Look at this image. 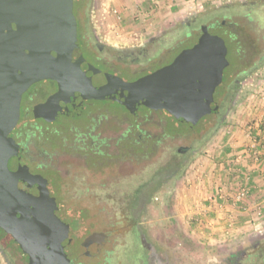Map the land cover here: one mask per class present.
<instances>
[{"label": "rangeland", "instance_id": "1", "mask_svg": "<svg viewBox=\"0 0 264 264\" xmlns=\"http://www.w3.org/2000/svg\"><path fill=\"white\" fill-rule=\"evenodd\" d=\"M253 2L256 8L252 6ZM88 4L86 12L78 16V30L84 31V35L92 40L95 47L98 44L102 46L101 56L121 70L128 68L136 71L148 67L156 70L161 66L160 62L167 64L181 50L195 43L197 37L192 36L191 32L199 31L198 23L190 26L188 23L207 12H218L225 6L236 5L231 13L233 18L229 19L242 26V16L249 13L252 21L251 27L245 29V35L239 39V44L238 40L227 43V59L231 67L226 68L225 74L230 76L235 69L233 80L245 79V82H242L238 91L231 89L229 92L228 102L221 108L222 124L215 129L214 118L203 120L190 139L166 141L171 146L175 143L194 147L196 152L180 167L173 179L154 193V202L138 210V216L134 213L136 208L120 205L119 202L125 198L123 191L104 190L111 188L113 183L116 186L121 184L114 181L118 173L116 168H107V161L104 165H98L95 169L98 173L90 176L97 186L87 189L81 177H88L89 171L81 169L80 163L75 166V177H79V180L73 181L72 188L69 184L67 191H61L66 199L64 207L69 209L68 216L77 222L73 224L75 230L72 237L80 243L90 232L103 235V238L97 239V244L102 245L100 250L91 251L92 257L82 264H139L143 260V246L137 235V225L145 230L146 234L142 235L151 244L148 247L164 253L163 257L168 258L170 264H234V258L241 256L242 252H252L253 257L249 263L259 264L253 248L264 242V219L255 218L257 210L253 206L256 205L241 208L232 199L216 204L210 202L209 198L221 189L233 192L231 186L236 182L227 174L233 172L238 175L241 171L226 170L232 156H237L240 150L227 152L224 138L227 135L241 138L242 133L237 129L236 132L235 127L251 116L247 107L251 109L253 105V88L259 83L264 85V0H184L182 3L174 0H88ZM221 14H214L208 21L214 22L221 18ZM188 35L190 37L186 41ZM151 40L156 42L155 46L150 45L147 49V59L150 58V61L143 56L137 57L136 62L121 60L122 55L116 52L139 48ZM239 46L241 59L237 61ZM118 76L127 81L134 78L124 72ZM110 107L114 111L123 110L118 104H111ZM29 120L28 116L27 123L31 126ZM250 120L244 128V137L252 135ZM64 125L56 124L53 129L61 130ZM76 141V133H70L68 151L81 144ZM250 148L251 144L246 149ZM219 150L223 152V157L215 160L213 156L209 160L211 154ZM225 152L227 156L230 153V156L223 155ZM245 171L251 178L253 168H246ZM103 184L106 186L102 187ZM229 185L230 189L226 190ZM116 189L121 190L118 187ZM0 236L5 237L1 230ZM1 244L0 264H24L13 254L10 246L8 249Z\"/></svg>", "mask_w": 264, "mask_h": 264}, {"label": "water", "instance_id": "2", "mask_svg": "<svg viewBox=\"0 0 264 264\" xmlns=\"http://www.w3.org/2000/svg\"><path fill=\"white\" fill-rule=\"evenodd\" d=\"M233 25L229 18L203 25L172 63L129 82L86 59L74 0H0V228L28 264H82L92 256H68L69 209L58 206L45 177L21 163L24 146L13 130L24 93L43 80L57 83V91L33 109L37 125L78 117L87 100H110L134 115L165 109L193 127L219 112L214 94L229 65L223 36Z\"/></svg>", "mask_w": 264, "mask_h": 264}, {"label": "flooded vegetation", "instance_id": "3", "mask_svg": "<svg viewBox=\"0 0 264 264\" xmlns=\"http://www.w3.org/2000/svg\"><path fill=\"white\" fill-rule=\"evenodd\" d=\"M255 5V2H253L252 6L254 8L257 6ZM235 7L237 6H225L222 8L218 11L222 13L221 18H217L214 22L208 21V18L218 12H207L203 16L193 18L188 23V26L192 23L194 25L198 23L197 30L200 31L203 25L218 24L225 18H231V13ZM242 17L244 25L238 26L234 22V25L226 30L223 36L226 45L229 41L234 43L236 40H238L239 44V39L245 35V29L251 27L252 19L249 18V13ZM84 34V31L78 30L79 43L86 59L105 72L115 75L124 72L129 76H134L129 82L169 65L176 58L171 59L167 64L163 61L160 62L161 66L156 70L150 67L144 69L146 70L145 72L142 69L131 71L128 68H124L121 70L114 66L111 61L103 58L101 56L103 47L99 44L95 47L92 40ZM191 34L193 35L194 32H191ZM190 35L187 36L186 41L189 40ZM155 42L156 40H151L139 48L115 50L122 55L121 60L130 59L136 62L140 56L147 59V49L150 45L155 46ZM240 48L241 46L237 48V61L241 59ZM138 54L140 55L137 56ZM147 60L150 61V58ZM229 67H231L230 62L227 68ZM235 71L234 69L230 76H226V69L224 70L222 83L216 88L214 94L215 101L219 104V112L218 114L207 116H222L221 108L222 105L228 102L231 89L236 92L238 88H241L242 82H245V79L243 81L233 80L236 76ZM57 89L58 86L55 81L43 80L32 85L24 93L21 102V117L13 130V137L16 142L24 146V150L21 153V163L27 165L33 174H40L48 180L50 194L55 197L59 207H64V201H66L61 191H67L70 188L69 184H71L72 188L74 185L73 181L79 180V177H75L77 173L74 169L78 163H80L81 169L86 168L89 171L87 172L88 177H81L83 179L82 184L88 189L97 186L93 181L92 175L98 173L95 170L99 167L98 165H104L107 161V168H116L118 171L114 181L121 184L116 186L113 183L111 188L104 190L110 192L123 191L125 198L119 202L120 205L136 208L134 213L138 216V210L154 202V193L158 192L159 188L163 187L167 181L173 179L180 167L196 152L194 147L181 146L175 143L171 146L166 141L170 139L175 142L174 140L180 141L184 138L187 139V137L190 139L196 134L195 129L199 127L200 121H203L207 116L191 127L187 123L178 121L165 109L149 111L146 115L140 113L134 115L124 106L114 101L87 100L84 103L82 113L78 117L61 116L56 122L44 121L37 125L33 114L34 107L45 102ZM217 93L218 95L216 96ZM111 104H118L123 110L114 111L110 107ZM28 116L30 117L29 121L32 123L31 126H28L27 123ZM59 123L65 124L62 129H53V126ZM118 130H120L119 134H117ZM72 132L76 133V142L81 144L72 147L71 151H68V138ZM39 157L43 159L40 160ZM92 169L94 170L91 172ZM105 184L102 187L106 186ZM66 185L68 186L67 188ZM117 187L121 190L116 189ZM123 187L125 188L123 189ZM127 195L129 196L128 198ZM71 218L70 215L67 218L72 239L66 249L68 256L74 260L82 253L89 252L92 254L95 249L100 250L99 248L102 245L99 246L97 244V239L103 238L101 233L90 232L80 243L74 240L72 232H74L75 228ZM136 229L143 246V260L139 264H170V260L164 258V253H159L156 248L154 250V248L148 247L151 244L142 235L146 234L145 230L138 225ZM93 235H95V238L91 239L88 245H84L86 240ZM252 255V252H242L241 256L234 258L233 263L250 264Z\"/></svg>", "mask_w": 264, "mask_h": 264}, {"label": "crops", "instance_id": "4", "mask_svg": "<svg viewBox=\"0 0 264 264\" xmlns=\"http://www.w3.org/2000/svg\"><path fill=\"white\" fill-rule=\"evenodd\" d=\"M177 1L178 3H182L184 0H174ZM257 86V87H256ZM255 88H253L252 92V100H253V105L252 108H248L247 110L250 112V117L249 119H243L242 122H240V125L237 124V126L235 127V130L237 129L238 131H240V133H242L241 138L238 139L237 136H233V135H227L224 140L226 141V150L228 151H239L238 154H241L242 152H244L246 150V148L248 147V145H250L251 143H253V140H257L259 142L258 144V148L257 150L259 151V153L263 156L262 159H264V85L262 83H259V85H256ZM250 107V106H249ZM247 111V112H248ZM250 119H252V124L249 128H251L252 130V135H244V132H246V130H244V128H246L249 124L248 121H251ZM239 123V122H238ZM239 128V129H238ZM236 130V132H238ZM244 148V149H243ZM232 149V150H231ZM243 149V150H242ZM227 152H225L223 155H225ZM221 150L216 151V154H211L209 160H211V158L214 156V159L217 160L218 158L221 159L222 156ZM228 154H226L227 156ZM230 156V153H229ZM227 156V157H229ZM233 157V156H232ZM254 161V162H252ZM246 163H249L250 165L247 166ZM243 166H241V171L238 172V175L244 177L245 175H248V172L245 171L246 168L248 169H252L253 168V172H252V180L250 178V185L252 187V197L250 196L245 203L243 204H236L237 206H240L241 208L243 206H248L250 204H254L256 205V207L262 208L263 211V215H264V173L261 170V163H256L255 160L251 159L249 161L244 162V164H242ZM214 167V166H213ZM230 185L227 187V189H229ZM243 215H245L243 213ZM263 217V216H262ZM235 218V217H233ZM255 218H258V212L255 211ZM261 219H264L261 218ZM244 219L242 218V221Z\"/></svg>", "mask_w": 264, "mask_h": 264}, {"label": "built area", "instance_id": "5", "mask_svg": "<svg viewBox=\"0 0 264 264\" xmlns=\"http://www.w3.org/2000/svg\"><path fill=\"white\" fill-rule=\"evenodd\" d=\"M258 144H259V142L257 140H253V143H251L250 149H248V150L246 149L241 154H237V156L236 155L233 156L232 159L230 160V162L228 163L226 170H228V171L230 170V172L231 171H237V170L240 171L241 166H243L242 164H244V162H246L247 159L251 158V159L255 160V162L257 164L261 163L260 167L264 173V159H262L263 156L257 150ZM227 175L232 177V179L235 180V182H236L235 184L233 183V185L231 184L233 192L229 193V190H227V187H226L227 191L224 192V191H222V189L219 190L220 193L217 192L216 195L210 196L209 201L214 202L216 204H218V203L222 204V203L226 202L228 199H232L235 202V205L238 203L239 204L245 203V201L252 195V192H251L252 187L250 185L249 175H245L244 177H242L240 175L233 174V172L228 173ZM252 205H254V204L252 203ZM255 207L256 206H253V208L255 210H257V212H258V218L259 219L263 218L264 215H263L262 208H259V207L255 208Z\"/></svg>", "mask_w": 264, "mask_h": 264}, {"label": "trees", "instance_id": "6", "mask_svg": "<svg viewBox=\"0 0 264 264\" xmlns=\"http://www.w3.org/2000/svg\"><path fill=\"white\" fill-rule=\"evenodd\" d=\"M89 6L88 4V0H74V13L75 16L77 17L78 20V16L80 13H84L86 12V8ZM79 22V21H78ZM237 42V41H235ZM238 43V42H237ZM225 112V110L223 111ZM215 119V126L214 128L217 129V127L219 125L222 124V117H216V116H207L204 118V121H206L207 119ZM212 134V133H211ZM75 223H77L76 221H73L72 224L76 225ZM79 227V224L77 225ZM0 230L4 233L5 237L0 236V245L2 247L1 242L4 244V246L6 245V248L12 250L13 254H16L17 257L24 263V264H28V256L26 254L23 253V251L20 249L19 245L14 241V239L7 233H5L1 228ZM87 232L88 229H86ZM6 241V242H5ZM10 243V245L8 244ZM10 246V248H9ZM5 248V250H6ZM253 250L255 251L254 254L257 258V261L260 262L259 264H264V242L259 243L258 245L255 246V249L253 248Z\"/></svg>", "mask_w": 264, "mask_h": 264}]
</instances>
